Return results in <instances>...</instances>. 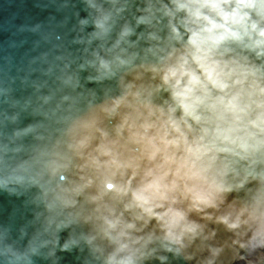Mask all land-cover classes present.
<instances>
[{"label": "clouds", "instance_id": "9594fccd", "mask_svg": "<svg viewBox=\"0 0 264 264\" xmlns=\"http://www.w3.org/2000/svg\"><path fill=\"white\" fill-rule=\"evenodd\" d=\"M264 264V0H0V264Z\"/></svg>", "mask_w": 264, "mask_h": 264}, {"label": "water", "instance_id": "95a60500", "mask_svg": "<svg viewBox=\"0 0 264 264\" xmlns=\"http://www.w3.org/2000/svg\"><path fill=\"white\" fill-rule=\"evenodd\" d=\"M66 264H73V258L71 255L66 257Z\"/></svg>", "mask_w": 264, "mask_h": 264}]
</instances>
